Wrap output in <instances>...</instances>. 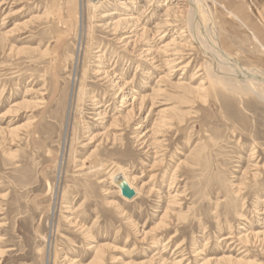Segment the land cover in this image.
<instances>
[{
	"label": "rangeland",
	"instance_id": "obj_1",
	"mask_svg": "<svg viewBox=\"0 0 264 264\" xmlns=\"http://www.w3.org/2000/svg\"><path fill=\"white\" fill-rule=\"evenodd\" d=\"M207 1L222 50L264 72ZM165 3L182 13L166 33ZM185 4L0 0V264H264V100L208 77L196 45L165 65ZM133 96L147 101L131 115Z\"/></svg>",
	"mask_w": 264,
	"mask_h": 264
},
{
	"label": "bare ground",
	"instance_id": "obj_2",
	"mask_svg": "<svg viewBox=\"0 0 264 264\" xmlns=\"http://www.w3.org/2000/svg\"><path fill=\"white\" fill-rule=\"evenodd\" d=\"M95 1L100 2L101 0H95ZM186 2L187 4H185L184 7L186 8V11H187L186 12V16L188 18L187 26L183 30V32L177 37V39L173 40L170 43L171 47L174 45V47H177V48L171 50L172 53L169 54L168 56H165V65L169 66L174 71H178L179 70L178 67L180 66V64H183L182 60L184 59V56L186 55L184 54V51H191L192 49H195L194 46L196 45V47H198L201 50V52H203V54H206L208 56V60L211 63V66L207 65L208 71L206 73L208 77H210L211 79H214V81L216 80L217 83H221L226 89L230 91H234V92L239 91L242 94L244 93L243 95L252 93L256 95L258 98H260L261 100H264V72H261L258 70H251V69H248L242 66V64L239 63L238 60L234 58V56L222 50V47H221L222 44L220 40L221 38L219 35V29H218L219 27H217L216 25V22H215L216 20L214 19L215 17L213 15L212 9L208 1L207 0H186ZM212 2H215V4H217L218 7L221 6V4H219L216 0H213ZM124 5L127 6V3H125ZM169 5L170 3L169 4L165 3V7H166L165 17L170 18V19L168 18L165 20V33L170 30L169 28H171L172 30L175 27L174 26V21L176 18L175 15L182 14L181 11L176 10L175 8L171 9ZM200 5L202 6V9L206 12L207 18L205 19H204L205 16H202L203 14H201V11L199 9ZM171 6H172V3H171ZM222 9L226 14L228 13L231 15V12L227 8H222ZM127 12L129 13L122 15L121 18L117 19L115 22L111 24L112 26L115 27L114 29L116 30L114 31L116 33L118 32L117 29H119V27L121 28V25H129L131 23L133 24L137 20V18L134 17V14L131 13L129 8H127ZM115 14L117 13L114 12L112 14H105L101 17V19L102 21H104L106 18H110V16H113ZM233 18L237 19L240 23H242V21L239 18H237L235 15H233ZM205 20H206V23H205ZM67 24L68 22H66L65 25ZM103 24L101 26H105ZM245 30H247L248 34L252 36L253 40L258 45H260L259 41L257 40L256 36L253 34V32H251L246 26H245ZM170 45H168L167 47H169ZM179 48L182 50H180ZM167 49L168 48H166L165 54L168 53ZM150 59L151 57L149 58V61ZM154 59H156V56ZM158 62L160 61L158 60ZM207 62L208 61H206L205 64H207ZM201 70H202V67L198 71H201ZM101 72L102 71H99V73L97 74H100ZM105 75L108 76V74H105ZM196 78L197 77H195V79ZM58 84H59V78L56 80V84H55V87H56L55 94L56 95H58L60 92V88H59L60 85L58 86ZM127 85L128 84H126L125 86ZM125 86L121 87L120 93L123 92V89ZM178 87H181V85ZM121 97H123L122 98L123 101L124 100L127 101L126 96L122 95ZM132 100H133L132 103L128 107V108H131L128 113H130L131 115H134L136 111L141 112L144 109V107L146 106L147 97L142 96L140 99H138L136 96H133ZM142 145H143V142H142ZM57 164H60V163H57ZM125 186H128L131 190H133L132 185L129 183V181H127V179H121V182H120L121 190Z\"/></svg>",
	"mask_w": 264,
	"mask_h": 264
},
{
	"label": "crops",
	"instance_id": "obj_3",
	"mask_svg": "<svg viewBox=\"0 0 264 264\" xmlns=\"http://www.w3.org/2000/svg\"><path fill=\"white\" fill-rule=\"evenodd\" d=\"M219 4H221V6H219L221 8H227L230 12V14H226L223 9L220 10L223 13H225L228 16H232L235 15L237 18H239L242 23L251 31L253 32V34L256 36L257 40L259 41V44H256L257 46L253 47L252 49L256 52L254 54L257 55L258 57V61L263 63L264 62V6H263V13L259 12L263 15V17L260 19V16H257V18H255L254 16H251L250 14H248L246 7L243 5V3L241 2V0H216ZM257 3V7L258 5H263L261 3L264 2V0L260 1V0H254ZM261 2V3H260ZM262 7V6H261ZM237 14V15H236ZM260 14V15H261ZM242 17V18H241ZM229 18V17H228ZM244 19V21L242 20ZM221 40V39H220ZM222 44V43H221ZM223 45V44H222ZM225 45H223L222 47H224ZM224 49V48H223ZM228 53V52H227ZM230 55H232V53H228ZM253 54V55H254ZM233 56V55H232Z\"/></svg>",
	"mask_w": 264,
	"mask_h": 264
},
{
	"label": "water",
	"instance_id": "obj_4",
	"mask_svg": "<svg viewBox=\"0 0 264 264\" xmlns=\"http://www.w3.org/2000/svg\"><path fill=\"white\" fill-rule=\"evenodd\" d=\"M122 194L128 199H132L135 196V192L131 190L128 186L123 187Z\"/></svg>",
	"mask_w": 264,
	"mask_h": 264
}]
</instances>
